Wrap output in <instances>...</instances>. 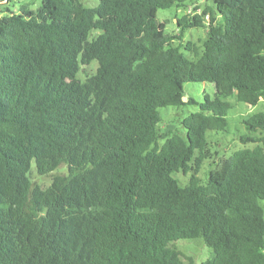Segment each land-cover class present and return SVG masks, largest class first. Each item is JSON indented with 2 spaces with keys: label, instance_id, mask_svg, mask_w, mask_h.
Wrapping results in <instances>:
<instances>
[{
  "label": "trees",
  "instance_id": "trees-1",
  "mask_svg": "<svg viewBox=\"0 0 264 264\" xmlns=\"http://www.w3.org/2000/svg\"><path fill=\"white\" fill-rule=\"evenodd\" d=\"M187 1L0 12V264H195L171 244L198 238L212 251L200 264H264V136H251L264 112L243 122L252 147L198 177L207 133L227 129V98L264 100V0H210L170 36L157 12ZM188 29H205L200 47L183 40ZM187 82L212 84L214 97L180 119L183 131L161 132L159 108L194 103ZM33 163L52 175L47 188L31 181Z\"/></svg>",
  "mask_w": 264,
  "mask_h": 264
},
{
  "label": "rangeland",
  "instance_id": "rangeland-1",
  "mask_svg": "<svg viewBox=\"0 0 264 264\" xmlns=\"http://www.w3.org/2000/svg\"><path fill=\"white\" fill-rule=\"evenodd\" d=\"M86 6L93 7L98 4V0H82ZM212 2L210 0H188L185 7L176 9L175 7L159 10L156 18L158 22L167 21L165 28L166 33L170 36H180L179 29L176 24L177 19H181L182 16H187L192 19L195 15H201ZM21 4L27 5L31 10H36L40 6V0H0V12L6 7H10L11 10L17 11ZM1 16V15H0ZM207 18V17H206ZM205 36V29H188L182 36L183 40L193 42L197 47H200L202 40ZM174 42H178L175 40ZM184 44V43H183ZM189 57H193V54L184 52ZM97 67L95 61L91 62L89 66H86L83 71L80 72L78 77L84 80L86 76L92 75ZM184 100L191 99L194 103L183 105L181 107H166L159 108V114L161 116L160 131L168 132L174 130L175 127H179L180 131L183 129L179 126V121L183 117L190 113L197 112L199 110V104L203 101V96L209 95L210 98L214 97L215 89L210 83H191L187 82L183 85ZM227 101L231 103V108L227 114L228 126L224 132L207 133L208 140L210 141L211 158L206 160L198 174L200 179H204L209 169V164L213 160L220 157H229L234 152L244 148L252 147L254 144L249 143L247 145L241 144L239 137L248 133L245 128L244 120L253 114L264 112V100L259 101L255 106H249L238 102L235 98H227ZM254 137H262L264 133H256L251 135ZM163 141L161 140L160 143ZM66 172V166L63 165L58 168L54 173ZM182 185L187 183L188 177L184 176L181 172L174 175ZM31 181L40 186L41 188H47L52 181V175L39 176L36 173L34 163L30 172ZM264 206V203H262ZM171 247L175 248L182 261L187 262L188 259H192L195 264H200L206 259L212 256V251L208 248L202 239H186L177 240L171 244Z\"/></svg>",
  "mask_w": 264,
  "mask_h": 264
}]
</instances>
